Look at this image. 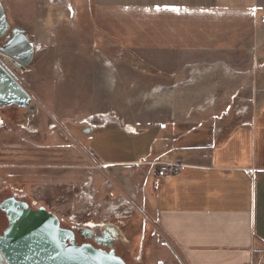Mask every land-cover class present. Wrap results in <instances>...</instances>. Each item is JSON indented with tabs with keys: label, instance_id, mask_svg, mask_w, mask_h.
Returning a JSON list of instances; mask_svg holds the SVG:
<instances>
[{
	"label": "rangeland",
	"instance_id": "obj_1",
	"mask_svg": "<svg viewBox=\"0 0 264 264\" xmlns=\"http://www.w3.org/2000/svg\"><path fill=\"white\" fill-rule=\"evenodd\" d=\"M151 1L163 2L2 0L11 30L37 49L13 67L34 108L0 112V203L45 205L67 228L112 224L128 264H188L148 206L160 172L150 162L206 156L196 148L253 122L264 9L186 0L178 16ZM120 159L129 164L116 173L106 161ZM7 225L0 208V233Z\"/></svg>",
	"mask_w": 264,
	"mask_h": 264
},
{
	"label": "crops",
	"instance_id": "obj_2",
	"mask_svg": "<svg viewBox=\"0 0 264 264\" xmlns=\"http://www.w3.org/2000/svg\"><path fill=\"white\" fill-rule=\"evenodd\" d=\"M151 2L178 16L189 6L186 0ZM198 5H241L253 11L264 9V0H203ZM263 106L252 123L234 129L226 142L197 147L195 153L206 156L183 159L180 173L158 172L147 179L153 180L147 195L150 211L188 264H264ZM106 163L116 173L129 164L122 159Z\"/></svg>",
	"mask_w": 264,
	"mask_h": 264
},
{
	"label": "water",
	"instance_id": "obj_3",
	"mask_svg": "<svg viewBox=\"0 0 264 264\" xmlns=\"http://www.w3.org/2000/svg\"><path fill=\"white\" fill-rule=\"evenodd\" d=\"M11 39L2 48L17 66H29L37 46L21 31L11 30L0 0V38ZM34 108L31 94L0 63V109ZM9 224L0 234V264H128L113 250L90 243L78 244L74 230L62 226L60 217L45 205L37 208L10 196L0 203Z\"/></svg>",
	"mask_w": 264,
	"mask_h": 264
},
{
	"label": "flooded vegetation",
	"instance_id": "obj_4",
	"mask_svg": "<svg viewBox=\"0 0 264 264\" xmlns=\"http://www.w3.org/2000/svg\"><path fill=\"white\" fill-rule=\"evenodd\" d=\"M7 35H11V32L8 31L2 38H0V63L2 64V66H13L15 69H18L21 66L20 65L17 66L15 60L9 54H7L6 52H4L2 50V48L12 38V37L6 38ZM7 108H9V107H5L3 109H0V112L2 110L7 109ZM83 132L88 133L85 130H83ZM18 199H21V198H18ZM21 200H24V199H21ZM25 201H27V200H25ZM52 212H54V211H52ZM57 215L60 217L59 214H57ZM7 219H8V217H7ZM60 220H61V217H60ZM8 224H9V221H8ZM68 228L74 230L75 235H76V241L78 244L90 243L97 248H102V249H105L107 251L113 250L117 255L122 257L127 262V260L125 259V256L120 252V247H122L123 245H122V241L120 238V234L117 231L116 226H114L112 224H104V223L103 224H97L94 222L76 221V224H72ZM3 232H4V230H3ZM2 233H0V234H2Z\"/></svg>",
	"mask_w": 264,
	"mask_h": 264
},
{
	"label": "built area",
	"instance_id": "obj_5",
	"mask_svg": "<svg viewBox=\"0 0 264 264\" xmlns=\"http://www.w3.org/2000/svg\"><path fill=\"white\" fill-rule=\"evenodd\" d=\"M11 37V35H7L6 38ZM10 73L11 75L24 87L23 82L20 80L19 75L16 73V71L14 70L13 66H4ZM25 67L22 66L18 69H24ZM25 88V87H24ZM91 121H93V118H89L85 120V123H88L89 125H91ZM150 164L154 165H160V173L161 174H174L176 172H179L181 166H183V164L180 163H176V162H169V161H164V160H153L150 162Z\"/></svg>",
	"mask_w": 264,
	"mask_h": 264
},
{
	"label": "snow or ice",
	"instance_id": "obj_6",
	"mask_svg": "<svg viewBox=\"0 0 264 264\" xmlns=\"http://www.w3.org/2000/svg\"><path fill=\"white\" fill-rule=\"evenodd\" d=\"M158 10H159V6H158ZM172 10H173V11H178L179 9H178V8H175V7H173V8H172Z\"/></svg>",
	"mask_w": 264,
	"mask_h": 264
}]
</instances>
